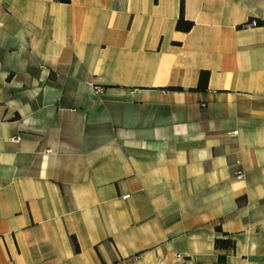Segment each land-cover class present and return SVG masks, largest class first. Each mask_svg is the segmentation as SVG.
I'll return each mask as SVG.
<instances>
[{
  "label": "crops",
  "instance_id": "crops-1",
  "mask_svg": "<svg viewBox=\"0 0 264 264\" xmlns=\"http://www.w3.org/2000/svg\"><path fill=\"white\" fill-rule=\"evenodd\" d=\"M184 1L0 0V264H264V0Z\"/></svg>",
  "mask_w": 264,
  "mask_h": 264
},
{
  "label": "trees",
  "instance_id": "trees-1",
  "mask_svg": "<svg viewBox=\"0 0 264 264\" xmlns=\"http://www.w3.org/2000/svg\"><path fill=\"white\" fill-rule=\"evenodd\" d=\"M57 1H59L61 3H70V0H57ZM184 11H185V1L181 0L180 17H179V20L177 21L176 29L178 31L188 32L193 28V23L185 20ZM251 23L252 22H250L247 25H250ZM257 24H258V22H256V25ZM208 81H209V73L208 72H202L200 75V79H199V86L195 89V91H202V92L207 91ZM177 90H179V89H177ZM217 231H220V229L217 228ZM73 242H74L75 250L79 251V246H78L75 238H73ZM235 247H236L235 240H233L231 238L216 239L215 240V248L218 250H234ZM225 261H226L225 256H220L218 259L219 263H225Z\"/></svg>",
  "mask_w": 264,
  "mask_h": 264
},
{
  "label": "built area",
  "instance_id": "built-area-1",
  "mask_svg": "<svg viewBox=\"0 0 264 264\" xmlns=\"http://www.w3.org/2000/svg\"><path fill=\"white\" fill-rule=\"evenodd\" d=\"M250 26H256V22H252V23L250 24ZM233 134L236 135L237 133H236V132H233ZM243 177H244L243 172H239L238 175H237V178H238V179H242Z\"/></svg>",
  "mask_w": 264,
  "mask_h": 264
}]
</instances>
